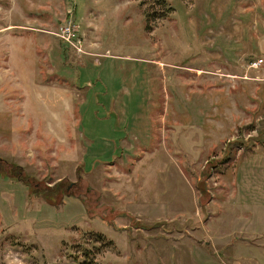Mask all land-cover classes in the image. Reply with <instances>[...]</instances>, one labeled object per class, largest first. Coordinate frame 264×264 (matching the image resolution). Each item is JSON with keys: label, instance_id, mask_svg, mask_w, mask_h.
I'll list each match as a JSON object with an SVG mask.
<instances>
[{"label": "rangeland", "instance_id": "1", "mask_svg": "<svg viewBox=\"0 0 264 264\" xmlns=\"http://www.w3.org/2000/svg\"><path fill=\"white\" fill-rule=\"evenodd\" d=\"M91 258L264 264V0H0V264Z\"/></svg>", "mask_w": 264, "mask_h": 264}, {"label": "built area", "instance_id": "2", "mask_svg": "<svg viewBox=\"0 0 264 264\" xmlns=\"http://www.w3.org/2000/svg\"><path fill=\"white\" fill-rule=\"evenodd\" d=\"M56 34L60 39H62L68 45L74 46L75 48H77L82 41L78 24H76L72 20H67L59 24V26L56 29ZM254 62L260 63L262 62V58L256 59Z\"/></svg>", "mask_w": 264, "mask_h": 264}, {"label": "trees", "instance_id": "3", "mask_svg": "<svg viewBox=\"0 0 264 264\" xmlns=\"http://www.w3.org/2000/svg\"><path fill=\"white\" fill-rule=\"evenodd\" d=\"M163 2H164L163 4H164L165 9L162 11V14L160 16H164L165 14H167V11H169L171 9V6L167 5L165 3V1H163ZM145 15H146V21H147V23L145 24L146 25L145 27L149 28L151 25L148 23V21H149V19L152 18L151 16H153V11H146ZM88 262H89V264H100L99 262L95 261L92 258L88 259Z\"/></svg>", "mask_w": 264, "mask_h": 264}, {"label": "crops", "instance_id": "4", "mask_svg": "<svg viewBox=\"0 0 264 264\" xmlns=\"http://www.w3.org/2000/svg\"><path fill=\"white\" fill-rule=\"evenodd\" d=\"M38 93H39V91H38Z\"/></svg>", "mask_w": 264, "mask_h": 264}]
</instances>
